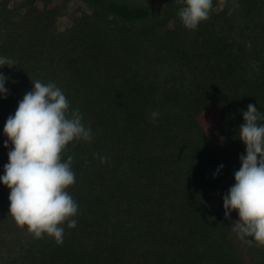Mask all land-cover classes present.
Listing matches in <instances>:
<instances>
[{"label": "trees", "instance_id": "obj_1", "mask_svg": "<svg viewBox=\"0 0 264 264\" xmlns=\"http://www.w3.org/2000/svg\"><path fill=\"white\" fill-rule=\"evenodd\" d=\"M29 1L18 20L0 7V56L16 61L0 67V176L12 147L4 126L31 81L61 88L93 139L64 154L79 207L60 245L15 224L0 183V264H264V247L225 219L235 179L222 181L246 155L242 112L264 114V0L226 1L195 30L178 16L185 0H75L85 9L63 30L51 27L54 0Z\"/></svg>", "mask_w": 264, "mask_h": 264}, {"label": "clouds", "instance_id": "obj_2", "mask_svg": "<svg viewBox=\"0 0 264 264\" xmlns=\"http://www.w3.org/2000/svg\"><path fill=\"white\" fill-rule=\"evenodd\" d=\"M212 7L213 0H185L178 16L186 29L195 30L209 19ZM15 65L16 61L0 56V67ZM8 79L0 73V98H7ZM31 82L32 90L26 92L4 126V147L9 143L12 147L0 183L10 189L8 214L15 224L34 239L47 236L60 245L64 226L76 227L79 207L68 192L76 182L74 157L65 159L64 154L70 144L91 142L93 135L80 111L70 110L69 100L54 82ZM158 115L151 113L153 120ZM242 115L238 136L246 146V155L239 157L241 167L234 174L235 183L223 197L224 215L230 219V213L236 211L239 218L232 229L238 238L264 247V123H258L264 114L249 104ZM100 162L105 163L106 158L100 157ZM222 168L220 165L216 174Z\"/></svg>", "mask_w": 264, "mask_h": 264}, {"label": "rangeland", "instance_id": "obj_3", "mask_svg": "<svg viewBox=\"0 0 264 264\" xmlns=\"http://www.w3.org/2000/svg\"><path fill=\"white\" fill-rule=\"evenodd\" d=\"M129 3H134V4H140V5H145L148 7H153L157 8L160 7L161 2L164 0H121ZM181 2L183 0H170L171 3L175 2ZM226 1L230 2V5H234L236 0H213V7L212 9L217 11L219 7ZM54 3H57V5L60 7V11H57V15L59 16L56 18L54 21L53 25L51 26L52 28H55L57 30H63L66 28L69 24V17L71 13L74 11L78 10V7L82 9H85L84 6H80L78 2L75 0H54ZM37 5H41L40 0L38 2H35ZM30 4L29 0H0V7L3 5L7 6L8 9H13L14 11L11 12V14L14 16V20H18L19 16L22 15L23 12V7L25 5ZM241 167V162L240 159L233 160L229 162L226 166H224L223 170V178L222 181L226 178H234V174L236 171L239 170ZM233 215L237 218L238 220V213L236 211H232Z\"/></svg>", "mask_w": 264, "mask_h": 264}]
</instances>
